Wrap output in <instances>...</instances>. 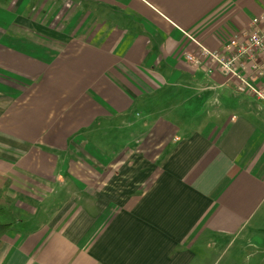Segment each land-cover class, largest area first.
I'll list each match as a JSON object with an SVG mask.
<instances>
[{
	"label": "crops",
	"instance_id": "0c3cea01",
	"mask_svg": "<svg viewBox=\"0 0 264 264\" xmlns=\"http://www.w3.org/2000/svg\"><path fill=\"white\" fill-rule=\"evenodd\" d=\"M262 12L0 0V264H263L264 107L185 58Z\"/></svg>",
	"mask_w": 264,
	"mask_h": 264
},
{
	"label": "built area",
	"instance_id": "2783aa9c",
	"mask_svg": "<svg viewBox=\"0 0 264 264\" xmlns=\"http://www.w3.org/2000/svg\"><path fill=\"white\" fill-rule=\"evenodd\" d=\"M185 58L195 66L210 63L234 82L238 93L251 95L264 107V12L255 16L250 27L235 31L222 43V49L201 47L186 52Z\"/></svg>",
	"mask_w": 264,
	"mask_h": 264
},
{
	"label": "trees",
	"instance_id": "16d2710c",
	"mask_svg": "<svg viewBox=\"0 0 264 264\" xmlns=\"http://www.w3.org/2000/svg\"><path fill=\"white\" fill-rule=\"evenodd\" d=\"M13 180L9 176L0 174V240L18 222L9 195Z\"/></svg>",
	"mask_w": 264,
	"mask_h": 264
},
{
	"label": "rangeland",
	"instance_id": "374dc122",
	"mask_svg": "<svg viewBox=\"0 0 264 264\" xmlns=\"http://www.w3.org/2000/svg\"><path fill=\"white\" fill-rule=\"evenodd\" d=\"M245 249H246V248H245ZM249 252H250V250L247 249L246 252H245V254H244V257L247 256V254H248ZM250 257H251V256L249 255V257L246 258V259H250ZM258 257L261 258V259H259V260H261V262H263V264H264V254H263L262 256L259 255ZM244 259H245V258H244ZM253 259H255V258H253ZM240 260L242 261L241 258H240Z\"/></svg>",
	"mask_w": 264,
	"mask_h": 264
}]
</instances>
